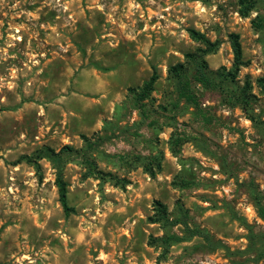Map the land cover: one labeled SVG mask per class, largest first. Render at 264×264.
Wrapping results in <instances>:
<instances>
[{"label":"rangeland","instance_id":"rangeland-1","mask_svg":"<svg viewBox=\"0 0 264 264\" xmlns=\"http://www.w3.org/2000/svg\"><path fill=\"white\" fill-rule=\"evenodd\" d=\"M255 1L243 16L240 0H0V264H264V0ZM231 32L247 61L233 81L221 76ZM188 53L207 62L213 84L197 79ZM66 145L69 216L58 167L17 162ZM159 204L183 222H154ZM193 228L205 236L166 254L155 241Z\"/></svg>","mask_w":264,"mask_h":264},{"label":"trees","instance_id":"trees-1","mask_svg":"<svg viewBox=\"0 0 264 264\" xmlns=\"http://www.w3.org/2000/svg\"><path fill=\"white\" fill-rule=\"evenodd\" d=\"M256 1L255 0H240V12L243 16H247L249 11L254 7ZM191 34L194 38L201 40L206 46L207 48L204 50L208 53L210 52H214L219 44L218 41L212 42L210 41L205 35L200 34L199 32L191 29ZM229 39L231 42V47H232V51H233V62H232V67L225 73H222L221 76H223L224 79L226 80H234L239 71L241 70L242 66H245L247 64V61L244 59L243 56V49H242V44L240 41V34L237 32H231L229 33ZM187 56H194V64L196 67V76L197 79L205 84V85H210L213 84V78L209 75V67L207 62L199 56L196 55H191V54H187ZM179 67H181V65H179ZM178 68V67H177ZM176 75H179L180 73L176 70L175 71ZM158 79V74H157V70L155 69L151 75V77L144 82V85L142 87V90L140 91L139 94H137V101H141L145 98L148 97V95L150 94V91L153 88L154 83L157 81ZM232 97V95L230 96ZM73 147L66 145L64 147H62L59 151H56L55 149L51 148V147H46L43 149L38 150L35 153V157H31V156H27L24 155L22 157H20L18 159L17 162H21L22 160H28V161H32L31 158H36V159H41V158H48L49 160H51L57 167H58V172L56 175V179H55V183L56 186L58 188V195H59V202L65 212V214L67 216H69L72 212H75L74 207L69 205V201H68V183L67 181L64 179V175L62 172V163L64 161V155L67 151H72ZM34 162L36 160H33ZM153 162H157V164H160V159H154ZM37 163V162H35ZM159 219L157 218L154 222H158L159 220H165L166 222H169L170 219L167 216V208L166 206L159 204ZM261 216L264 217V211L261 212ZM183 219L181 217H178L176 219H173L172 221H170V223L172 225H177L179 223H182ZM187 225V222H184ZM188 229H190L188 227ZM195 235H200V236H205V233H203L200 229L197 228H193L192 230L189 231V236L184 237L181 235H177V234H170L168 236H164V237H157L155 239L156 242H160L162 243V246L164 248V252L166 254V252L169 250V248L176 242H181V241H186L188 240V238H191ZM164 255V254H163Z\"/></svg>","mask_w":264,"mask_h":264}]
</instances>
